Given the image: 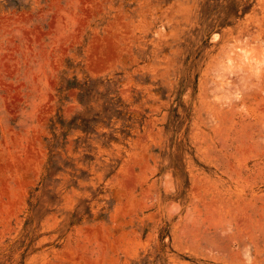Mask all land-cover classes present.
<instances>
[{
    "label": "rangeland",
    "instance_id": "1",
    "mask_svg": "<svg viewBox=\"0 0 264 264\" xmlns=\"http://www.w3.org/2000/svg\"><path fill=\"white\" fill-rule=\"evenodd\" d=\"M0 264H264V0H0Z\"/></svg>",
    "mask_w": 264,
    "mask_h": 264
}]
</instances>
